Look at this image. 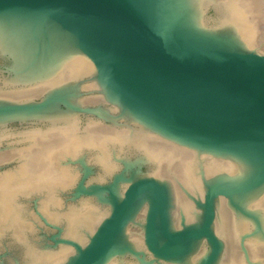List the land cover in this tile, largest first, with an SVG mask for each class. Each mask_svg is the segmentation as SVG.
Returning a JSON list of instances; mask_svg holds the SVG:
<instances>
[{
	"label": "water",
	"instance_id": "obj_1",
	"mask_svg": "<svg viewBox=\"0 0 264 264\" xmlns=\"http://www.w3.org/2000/svg\"><path fill=\"white\" fill-rule=\"evenodd\" d=\"M221 0H0V264H264V54Z\"/></svg>",
	"mask_w": 264,
	"mask_h": 264
},
{
	"label": "rangeland",
	"instance_id": "obj_2",
	"mask_svg": "<svg viewBox=\"0 0 264 264\" xmlns=\"http://www.w3.org/2000/svg\"><path fill=\"white\" fill-rule=\"evenodd\" d=\"M202 21L216 27L227 21L236 24L244 48L264 54V0H221L203 8Z\"/></svg>",
	"mask_w": 264,
	"mask_h": 264
},
{
	"label": "bare ground",
	"instance_id": "obj_3",
	"mask_svg": "<svg viewBox=\"0 0 264 264\" xmlns=\"http://www.w3.org/2000/svg\"><path fill=\"white\" fill-rule=\"evenodd\" d=\"M237 29V28H236Z\"/></svg>",
	"mask_w": 264,
	"mask_h": 264
}]
</instances>
